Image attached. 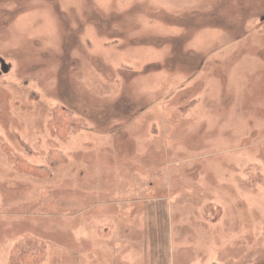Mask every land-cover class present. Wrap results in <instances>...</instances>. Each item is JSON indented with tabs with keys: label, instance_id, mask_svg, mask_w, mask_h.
Returning a JSON list of instances; mask_svg holds the SVG:
<instances>
[{
	"label": "rangeland",
	"instance_id": "rangeland-1",
	"mask_svg": "<svg viewBox=\"0 0 264 264\" xmlns=\"http://www.w3.org/2000/svg\"><path fill=\"white\" fill-rule=\"evenodd\" d=\"M92 204L120 264H264V0H0V264H112L65 250Z\"/></svg>",
	"mask_w": 264,
	"mask_h": 264
},
{
	"label": "crops",
	"instance_id": "crops-1",
	"mask_svg": "<svg viewBox=\"0 0 264 264\" xmlns=\"http://www.w3.org/2000/svg\"><path fill=\"white\" fill-rule=\"evenodd\" d=\"M151 108H148V112H150ZM114 172V171H113ZM99 174L97 175V179ZM87 194V193H84ZM98 205L92 204L90 208H94L93 212L89 211L90 208L84 206V208H80V210H71L68 211L66 215H64V220L71 224L77 221L79 218L80 220L74 224L72 228L68 230L67 233V240L65 244H72L74 243L78 247L74 248V246H68L65 248L67 254L73 253L78 251V257L80 259H85L88 257L91 258L94 255L95 261L97 259L101 260L104 252L102 249L97 247V243L102 240L100 237V231L105 234L106 237H112V244H114L113 254H112V264H120L121 262L128 261L129 256V247L124 245H131L136 242L134 239L133 230L135 225V220L131 215H125L123 212L127 210V212L131 213L134 212V207L130 210L129 205H123L120 207L118 205L116 208L108 207V209H104L103 207H97ZM97 207V208H96ZM72 213L73 216L72 217ZM90 215V222L87 223V216ZM107 215H110V221L106 222ZM122 216V217H121ZM74 218V219H73ZM78 218V219H77ZM99 218V219H98ZM92 224L91 228H93V234L89 232L87 226ZM75 229L77 231L75 232ZM73 230V231H71ZM92 237V238H91ZM110 240V239H107ZM150 241V237H145L144 235L142 238H138V242L142 244H148ZM85 244V247L83 246ZM144 248V247H143ZM83 250H85L83 252ZM81 254V255H80ZM98 264V263H96ZM144 264V263H143Z\"/></svg>",
	"mask_w": 264,
	"mask_h": 264
},
{
	"label": "trees",
	"instance_id": "trees-1",
	"mask_svg": "<svg viewBox=\"0 0 264 264\" xmlns=\"http://www.w3.org/2000/svg\"><path fill=\"white\" fill-rule=\"evenodd\" d=\"M54 118L52 119V129L59 133L62 138H65L67 135L71 134V132L77 131L82 126V120L74 116V113L67 109L66 107L56 108L53 112ZM54 155L62 156L60 152H53ZM15 163L16 158H12ZM55 162V159L53 160ZM24 162V161H23ZM21 162V165H25ZM27 167H34L28 166ZM34 256V255H32ZM40 258V257H39Z\"/></svg>",
	"mask_w": 264,
	"mask_h": 264
}]
</instances>
